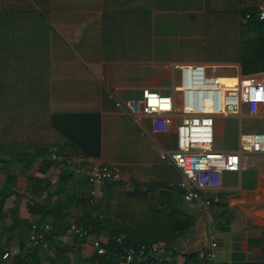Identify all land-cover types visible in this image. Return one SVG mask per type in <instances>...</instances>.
I'll use <instances>...</instances> for the list:
<instances>
[{"label": "crops", "instance_id": "obj_1", "mask_svg": "<svg viewBox=\"0 0 264 264\" xmlns=\"http://www.w3.org/2000/svg\"><path fill=\"white\" fill-rule=\"evenodd\" d=\"M219 6L229 10L249 8L245 0H0V40L20 50L18 57L14 53L11 55L6 66L8 70L15 73L22 69L17 60L24 61L25 75L35 78V82L31 79L22 91L45 90L51 112L100 115L101 154L88 156L82 149L72 153L82 155L84 161L118 166L121 177L115 182L131 190L149 188L156 204L172 210L174 202H161V192L174 189L175 194L179 192L177 197H181L178 182L182 176L175 165L161 157V151L176 149L167 146L162 138L176 145L177 120H172L167 132H149L151 117L145 115L142 121L149 133H143L141 124L116 106L115 98L140 97L145 87L173 93L175 86L181 84L175 82L177 74L182 81L179 64L211 66L213 59H208L206 51V14L209 7L216 10ZM215 61L231 70L221 75L224 81L234 83L237 76L243 75L239 61L227 60L222 55ZM255 74L264 78V71ZM37 77L44 78V85H39ZM35 98L37 100V96ZM176 99L178 105V95ZM253 120L264 121V114H252L247 105L238 113L219 115L216 134L221 132L219 125L222 124L226 143L223 149H238L244 132L264 131V124L254 126ZM249 127L256 129L244 130ZM53 152L58 153L57 148L38 157L28 173L22 170L19 174L6 175L0 170L4 188L16 190L7 198L4 208L11 209L18 219L36 221L29 210V198L24 195L29 177L57 181L62 174L65 159H54ZM244 161L240 170L223 173L221 187L207 191L209 196L215 197L210 213L199 201L178 199L179 205L195 217V224L184 231L178 241L173 264H184V253L190 250L204 249L209 216L217 228L218 264H264V153H248ZM72 168L74 177H85ZM108 189L107 184L101 186L99 205H90L93 211L106 208ZM111 205L109 213L113 214L115 204ZM200 217L205 233L197 236L195 225ZM38 222L54 225L49 249L32 246L29 236L25 237L22 222L13 234L14 222L10 214L0 220V245L5 246L4 250H17L7 264H45L44 260L28 263L25 252L28 248L43 249L48 256L54 255V243L68 245V264H77L78 256L86 251L77 245L78 240L70 229L73 221L59 224L48 215ZM59 235L63 237L61 241L56 239ZM93 236L96 235L86 241H91ZM100 237L108 240L106 236ZM10 241L14 244L6 245ZM87 251L88 257L97 253L90 246ZM0 264H6L1 257Z\"/></svg>", "mask_w": 264, "mask_h": 264}, {"label": "trees", "instance_id": "obj_2", "mask_svg": "<svg viewBox=\"0 0 264 264\" xmlns=\"http://www.w3.org/2000/svg\"><path fill=\"white\" fill-rule=\"evenodd\" d=\"M229 9L219 6L214 10L209 7L206 14V51L214 45L219 56L239 61L243 76L264 71V21L253 19L243 22L245 9ZM6 43L0 40V170L6 175L19 174L22 170L28 173L35 160L50 154L53 148L65 156L77 149L84 150L88 156L100 155V115L93 112H51L45 90L38 93L22 91L23 88L26 90L31 79L35 82V78L25 75L24 61L17 60V65L22 69L15 73L8 70L6 66L10 63L11 55L14 53L18 57L20 50H14ZM4 70L6 73H3ZM21 72H24L23 75H20ZM37 80L39 85H44V78L37 77ZM70 166L66 159L65 168L57 181L30 176L24 195L29 198V210L35 216L33 220L42 221L51 215L59 224L72 220L77 226L92 227L96 236L109 238L107 254L95 253L92 257L81 254L77 258L78 264H119L118 253L122 246L114 239L119 232L128 242L135 244L164 241L168 250L173 255L177 254L178 241L184 231H189L195 224V217L179 205V198L186 201L182 191L179 198V192L175 194L174 189L161 192V202H174V208L169 210L168 206L156 204L151 189L131 190L111 180L107 182L106 208L101 210V216V211H93L90 206L91 183L85 177H74ZM13 193H16L15 189H5L0 181V220L9 214L13 216V234L22 222L28 239L31 221L18 219L19 216L15 217L11 209L4 208L7 198ZM18 197L20 201L19 194ZM111 204H115L113 214L109 213L110 207H113ZM152 227L154 232L150 233ZM12 237L16 238L14 235ZM12 244L14 241L6 245ZM54 245L56 252L49 256L46 250L28 248L25 252L27 262L39 263L44 260L45 264H68V245ZM4 248L0 245V257ZM184 264H205L200 249L184 253Z\"/></svg>", "mask_w": 264, "mask_h": 264}, {"label": "built area", "instance_id": "obj_3", "mask_svg": "<svg viewBox=\"0 0 264 264\" xmlns=\"http://www.w3.org/2000/svg\"><path fill=\"white\" fill-rule=\"evenodd\" d=\"M249 7L244 14V21H264V0H245ZM182 81L175 86L173 93H163L149 87L143 88L142 96L122 99L116 96V106L128 112L143 127V133L167 132L172 120H177L175 131L177 147L174 150L163 149L161 157L175 165L181 172L178 188L188 202L199 201L210 213L215 197L207 194L210 189L223 185L225 171H238L244 164L248 153H264V131L244 132L238 149H216L217 117L238 113L247 105L255 115L264 114V78L257 74L237 76L234 83L223 82L221 75L209 72L210 64H179ZM176 95L180 98L177 105ZM150 115L151 130L148 132L142 117ZM82 155L70 153L68 156L53 152L52 157L67 159L74 172L84 175L91 183L90 203L99 205V190L108 181L121 177L116 165L89 162ZM84 161V162H83ZM103 216L102 212L100 214ZM210 215V214H209ZM207 221V243L200 251L205 264H218L217 230L211 216ZM54 225L32 221L29 226V240L32 246L49 249L52 245L50 233ZM72 233L78 237L77 245L85 248L83 257L88 256L87 247H92L98 254L108 253V240L92 236V227L77 226L72 223ZM62 236L56 237L57 241ZM115 241L122 246L118 253L119 264H173L174 255L165 243L128 242L122 233L114 235ZM15 249L4 250L2 260L7 264Z\"/></svg>", "mask_w": 264, "mask_h": 264}, {"label": "rangeland", "instance_id": "obj_4", "mask_svg": "<svg viewBox=\"0 0 264 264\" xmlns=\"http://www.w3.org/2000/svg\"><path fill=\"white\" fill-rule=\"evenodd\" d=\"M211 48L212 49L207 50V55L209 56L208 59H213L212 60L213 63L210 66L209 72L216 73V74H219V75H224V74L231 73V70H229V68H227L226 66H221V65L217 64V62L215 61V59L220 58V56L217 54V51L214 49V45H211ZM232 68L236 69V71H239L236 66H232ZM3 73H6V71L4 70ZM175 82L176 83H180L181 82V78H180V75L179 74H177L176 79H175ZM146 121L148 122V120H146ZM251 122H252V124L254 126H258L259 123L260 124H264V121H258V120H253ZM150 124H151V120L149 122V125ZM219 126H220L221 132L216 134L214 146H215L216 149H223L224 148V145H226V143H225L224 134L222 132L223 126H222V124H220ZM255 129L256 128H253V127L250 128L249 127L247 129L245 128L244 130H251L252 131V130H255ZM158 134L159 133H157L156 135H158ZM160 137H161V135H160ZM174 139L176 140V145L170 144L168 141L165 140V138L164 139L162 138V140L165 142V144L167 146L171 147V148L177 147V134L176 133H174ZM153 229H154V227L150 228L149 232L150 233H153L154 232ZM78 263L79 262H77V264Z\"/></svg>", "mask_w": 264, "mask_h": 264}, {"label": "water", "instance_id": "obj_5", "mask_svg": "<svg viewBox=\"0 0 264 264\" xmlns=\"http://www.w3.org/2000/svg\"><path fill=\"white\" fill-rule=\"evenodd\" d=\"M196 235L201 236L205 233V229L203 226V219L200 217L195 225Z\"/></svg>", "mask_w": 264, "mask_h": 264}, {"label": "bare ground", "instance_id": "obj_6", "mask_svg": "<svg viewBox=\"0 0 264 264\" xmlns=\"http://www.w3.org/2000/svg\"><path fill=\"white\" fill-rule=\"evenodd\" d=\"M222 80H223V79H222ZM223 82H226V81L223 80ZM226 83H232V82H226Z\"/></svg>", "mask_w": 264, "mask_h": 264}]
</instances>
